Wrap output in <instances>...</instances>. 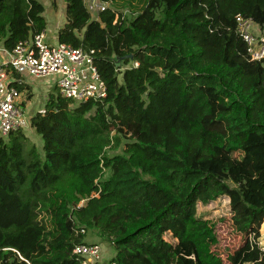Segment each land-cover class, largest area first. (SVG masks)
I'll use <instances>...</instances> for the list:
<instances>
[{
    "label": "trees",
    "instance_id": "16d2710c",
    "mask_svg": "<svg viewBox=\"0 0 264 264\" xmlns=\"http://www.w3.org/2000/svg\"><path fill=\"white\" fill-rule=\"evenodd\" d=\"M103 1L94 17L65 0L57 43L95 50L107 97L50 93L31 117L43 156L25 130L0 133V264H83L73 249L89 231L116 264H264V58L237 21L264 25V0ZM45 11L0 0V43L45 32ZM222 196L245 236L229 263L197 213Z\"/></svg>",
    "mask_w": 264,
    "mask_h": 264
},
{
    "label": "built area",
    "instance_id": "2783aa9c",
    "mask_svg": "<svg viewBox=\"0 0 264 264\" xmlns=\"http://www.w3.org/2000/svg\"><path fill=\"white\" fill-rule=\"evenodd\" d=\"M87 5L90 10L98 12L110 6L109 2L103 0H88ZM118 17L119 14L115 22ZM237 21L238 32L248 45L251 59L264 58V25L241 15ZM5 52L6 58L0 59V133L4 136L20 129L25 130L31 125L30 118L17 101L21 92L10 83L13 72L33 79L53 78L61 94L77 102L103 100L108 95V87L100 75L93 49L85 50L63 42L49 43L43 32L19 42L12 50L6 49ZM138 64L134 61L122 69ZM92 195H98V192ZM86 200L83 198L79 204L82 205ZM80 231L84 232L85 229ZM73 254L81 258L83 264H116L112 258L107 259L105 248L98 242L78 243Z\"/></svg>",
    "mask_w": 264,
    "mask_h": 264
},
{
    "label": "rangeland",
    "instance_id": "374dc122",
    "mask_svg": "<svg viewBox=\"0 0 264 264\" xmlns=\"http://www.w3.org/2000/svg\"><path fill=\"white\" fill-rule=\"evenodd\" d=\"M45 5V16L48 20V27L46 30L47 39L52 44H56L57 28L64 25L66 22V2L65 0H39ZM88 3V0H86ZM126 12L125 10H122ZM94 17L98 16V11L91 9ZM6 58V52L2 44H0V59ZM28 81L33 85L34 94L31 99L26 98L25 94H21V97L17 100L21 107L31 114H35L38 110L44 109L47 96L52 92L60 91L53 78L33 79L28 75H25ZM26 134L36 144L38 150L44 155L43 140L40 134L30 126L25 128ZM122 150V147L119 151ZM114 151L110 149V153ZM198 216L205 218L215 225V230L218 237V243L215 244L212 249L218 253V255L229 263L228 256L235 250L241 247L245 242V236L239 233L232 223V213L229 198L222 196L219 199L210 202L208 204L198 203ZM86 242H98L103 245L106 250L107 259L112 258L115 255L114 248L108 243L102 241L95 231H89L85 236ZM261 246L264 248V224L261 227V237L259 238Z\"/></svg>",
    "mask_w": 264,
    "mask_h": 264
},
{
    "label": "crops",
    "instance_id": "0c3cea01",
    "mask_svg": "<svg viewBox=\"0 0 264 264\" xmlns=\"http://www.w3.org/2000/svg\"><path fill=\"white\" fill-rule=\"evenodd\" d=\"M62 26H63V25H62ZM47 27H48V26H47ZM60 27H61V26H60ZM60 27L57 28V34H58V29H59ZM46 30H47V29H46ZM44 33H45V35H46V31H45ZM57 38H58V35H57ZM46 41L50 43V41L47 39V35H46ZM56 41H58V40H56ZM0 44H2V43H0ZM2 46H3V48H4L5 51H6V48L4 47L3 44H2ZM38 79H43V78H38ZM14 81H18V82H20V83H25V84L30 85V87H31L30 89H31L32 93H33V94L35 93L34 90H33V85L31 84L30 81L27 80V78H26L25 76H20L19 78H16L14 75H12V76H11L10 83H11V82H14ZM25 92H27V91H26V90H25V91H21V94H25ZM25 95H26V94H25ZM44 106H45V105H44ZM43 108H44V107H43ZM42 110H43V109H42ZM38 111H41V110H38ZM38 111H37V112H38ZM27 115H28V117L30 118V122H31V117H32V115H34V113L31 114V113L28 111Z\"/></svg>",
    "mask_w": 264,
    "mask_h": 264
},
{
    "label": "water",
    "instance_id": "95a60500",
    "mask_svg": "<svg viewBox=\"0 0 264 264\" xmlns=\"http://www.w3.org/2000/svg\"><path fill=\"white\" fill-rule=\"evenodd\" d=\"M127 57L132 59L133 58V55L132 54H129Z\"/></svg>",
    "mask_w": 264,
    "mask_h": 264
}]
</instances>
